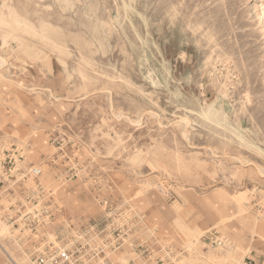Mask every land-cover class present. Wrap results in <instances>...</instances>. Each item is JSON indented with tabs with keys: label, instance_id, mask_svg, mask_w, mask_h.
Here are the masks:
<instances>
[{
	"label": "rangeland",
	"instance_id": "374dc122",
	"mask_svg": "<svg viewBox=\"0 0 264 264\" xmlns=\"http://www.w3.org/2000/svg\"><path fill=\"white\" fill-rule=\"evenodd\" d=\"M46 236L264 264V0H0L3 264Z\"/></svg>",
	"mask_w": 264,
	"mask_h": 264
},
{
	"label": "built area",
	"instance_id": "2783aa9c",
	"mask_svg": "<svg viewBox=\"0 0 264 264\" xmlns=\"http://www.w3.org/2000/svg\"><path fill=\"white\" fill-rule=\"evenodd\" d=\"M34 177L40 175V170L33 168L30 172ZM206 239L213 243L216 247H223L222 240L218 239L214 235L209 234ZM90 239L87 237H77V239L71 236H62L58 238L57 236H46L39 242L35 250V254L39 257L42 264H45L44 259L48 258L50 262L64 263L69 261L70 258L79 255L81 257L88 256L89 250L94 249V244L90 243ZM92 258V255L90 256ZM104 258L102 262H104Z\"/></svg>",
	"mask_w": 264,
	"mask_h": 264
},
{
	"label": "bare ground",
	"instance_id": "6f19581e",
	"mask_svg": "<svg viewBox=\"0 0 264 264\" xmlns=\"http://www.w3.org/2000/svg\"><path fill=\"white\" fill-rule=\"evenodd\" d=\"M204 116H205V115H204ZM180 120H181V119H180ZM182 120H184V119H182ZM182 120H181V121H182ZM180 123H181V122H180ZM183 124H184V126L189 125V124H188V120L185 119L184 122H183ZM181 127H182V126H181ZM188 127H189V126H188ZM182 134H183V137H185V140L188 139L187 131H186L185 129H183ZM235 160L237 161V159H235ZM238 161H239V160H238ZM3 262H4V261H2V259L0 258V264H3Z\"/></svg>",
	"mask_w": 264,
	"mask_h": 264
}]
</instances>
